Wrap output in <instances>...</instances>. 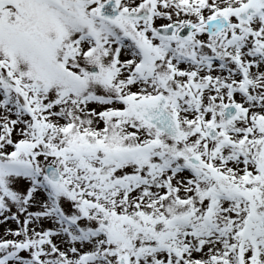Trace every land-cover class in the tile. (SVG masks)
Here are the masks:
<instances>
[{"label":"snow or ice","instance_id":"6c2138e0","mask_svg":"<svg viewBox=\"0 0 264 264\" xmlns=\"http://www.w3.org/2000/svg\"><path fill=\"white\" fill-rule=\"evenodd\" d=\"M0 226V264H264V0H0Z\"/></svg>","mask_w":264,"mask_h":264},{"label":"rangeland","instance_id":"374dc122","mask_svg":"<svg viewBox=\"0 0 264 264\" xmlns=\"http://www.w3.org/2000/svg\"><path fill=\"white\" fill-rule=\"evenodd\" d=\"M10 227H14V225H9ZM3 231V226H0V233Z\"/></svg>","mask_w":264,"mask_h":264}]
</instances>
